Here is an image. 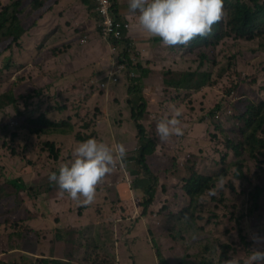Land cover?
<instances>
[{
	"label": "rangeland",
	"instance_id": "obj_1",
	"mask_svg": "<svg viewBox=\"0 0 264 264\" xmlns=\"http://www.w3.org/2000/svg\"><path fill=\"white\" fill-rule=\"evenodd\" d=\"M22 1L25 13H37L34 0ZM41 1L49 4V11L58 2ZM112 1L114 8L117 1L124 12H131L128 0ZM75 2L69 7L74 11L71 26L80 16V1ZM5 4L6 0H0V11ZM44 14L37 13V19ZM60 15L70 17L67 11ZM33 34L24 33L17 47L0 55V93L22 76L24 83L14 91L32 94L41 88L40 94L26 99V109L36 110L34 114L43 111L65 131L28 135L21 129L18 139L0 137V264H44L41 258L47 262L59 258L64 264H228L235 258L245 264L252 249L264 250V149L257 157L245 149H233L243 140L240 115H248L249 104L264 101V51L259 37L239 39L225 25L222 34L228 37L208 50L210 61L203 66L194 54L179 51L178 45L169 49L149 36L142 41L147 44L143 48L134 37L129 42L133 44L131 77L124 73L118 82L101 88L89 84V77L94 76L89 64L71 68L77 59L91 61L85 51L92 45V32L83 46L79 45L81 33L71 39L53 37L41 25ZM68 45L67 56L64 51L61 55L69 58L67 74L77 70L71 76L63 75L61 66L53 64L56 53ZM45 58L48 66L42 63ZM143 67L147 75L142 73ZM186 71L209 74L213 83L194 89L175 87L172 79ZM50 72L61 83L52 86ZM155 76L156 84H152ZM141 95L146 105L138 116L136 102ZM172 106L181 109L183 135L161 140L156 125ZM2 108L0 119L12 112V105ZM140 127L155 141L153 156L162 169H157L155 202L145 216L139 214L136 196L150 189L149 175L142 174L136 163L138 142L135 147L127 146ZM87 134L110 146L121 143L130 149L126 164L107 173L96 186L93 201L84 205L54 181L50 183L48 176L69 162L73 147ZM47 142L54 153L49 152ZM222 166L227 169L225 174ZM196 171L219 178L212 191L215 194L205 193L192 207L184 184ZM256 192L259 194L253 198ZM129 195L136 203L132 211L120 216L117 198ZM91 228L93 244H87L85 229ZM28 229L37 232L35 237L28 234L35 241L25 240L23 233ZM55 229L63 237L57 255Z\"/></svg>",
	"mask_w": 264,
	"mask_h": 264
},
{
	"label": "trees",
	"instance_id": "obj_2",
	"mask_svg": "<svg viewBox=\"0 0 264 264\" xmlns=\"http://www.w3.org/2000/svg\"><path fill=\"white\" fill-rule=\"evenodd\" d=\"M22 2V0H6V4L0 11V55L8 51L13 45H16L17 47L20 37L24 33H28L36 25L37 13L39 15H42L49 11V4L44 5L41 0H34L33 6L37 13L34 11L25 13L24 9L22 8ZM11 7L13 8V10L11 14H8L7 12ZM18 14H21V17H18ZM225 25H228L230 28V33L234 34L239 39L247 38L254 40L256 39V37H259L262 40L261 48L264 51L263 0H223V17L220 21L216 22L213 25L212 31L205 36L196 37L187 45H178V50L186 51L188 54H194L200 59L199 65L203 66L205 63L210 61V57L207 54L208 50L217 48L221 40L228 37V34H222ZM121 37L122 43H120V45L124 46L127 43L131 42L130 40L132 38L134 39V37H137V35L132 33V29L131 31L123 29L121 32ZM97 38L99 41H101L99 37ZM154 39L157 41L159 40V43H161L159 37L154 36ZM102 43L106 47L108 57V53L110 51L109 46L105 41H102ZM132 47L133 44H130L126 48L119 49L117 52V56L120 61H128L129 73L132 66L129 54ZM167 48L171 49V47L169 46H167ZM87 50L88 49H86V51ZM47 59L48 58H46V60ZM101 62L102 66L106 67V72L111 70L109 59L108 61L106 59H101ZM42 63H44V61H42ZM91 63L93 62L88 61L84 58H80L75 61V66L71 63V68H76V66L80 67L85 64L91 65ZM46 65L48 66V61H46ZM5 66L8 67L9 65L5 64ZM66 68L68 67L66 66ZM141 71L144 75H147L146 73L148 72V70L146 67L141 68ZM63 72L68 73L69 71L63 70ZM235 74H238L239 77H241L240 72L236 71ZM172 80L173 81L171 83L175 87L181 89H194L213 83L209 74L204 73L203 75H200L198 71L183 72L179 78ZM156 81L157 76H155V80L152 82V84H156ZM23 83L24 82L22 76H18L12 82V86L10 89L0 93V109L5 105H12V112L0 119V137L8 136L11 140L18 139V133L21 129H25L28 132V135H41L49 132L65 131L64 128L61 129L58 126L57 122L49 120L45 116V113L43 111L34 114L36 110L26 109V106H28L26 99H28L30 95L34 96V94H40L41 88H38V90H35L32 94L28 92H26L28 94H25L22 91H14L19 90L18 88ZM50 83L52 86H56L53 85L52 82ZM141 86V84L137 85L138 88H141ZM134 87L135 85L131 87V92L134 91ZM15 95L18 96L16 97ZM139 99L140 102H136V114H138V116H140L144 112V107L146 105V100L142 95L139 97ZM3 109L4 108H2L1 110ZM245 111L248 112V115L246 116L245 114H241L239 117L244 123L242 127L243 140L240 143L234 144L233 149L236 152H240L242 149H245V151L248 152L251 156L257 157V154L259 152H262V150L264 149V101H260L258 105L249 104L246 107ZM136 114L132 115L135 116ZM142 127H140L139 131L136 133V138L132 142V144L127 146H133L136 142H138L139 145L137 146V154L135 157L136 163L140 166V172L142 174L149 175L150 189H148L145 194L136 196V201H138L140 204L139 214L141 216H145L148 213L149 206H151L155 202V187L157 186V182L159 180L157 169L159 171L162 169L158 167V158H155L153 156V154L156 153L155 141L145 134ZM89 137H91L90 134H87L83 135L82 138H80L82 141ZM48 146L51 150L49 152L54 153L52 144L48 143ZM125 149L129 153L130 148L126 147ZM119 164L120 163L118 161L116 164V167H118V169H120ZM118 169H115L113 167L112 170L117 171ZM221 170L223 174L227 172V169L223 166ZM190 174L191 175L188 177L187 181L184 184V190L190 198L191 206L195 207L201 196H203L207 192H212L215 189V180L219 178V175L210 173L205 174L197 171L193 173L191 172ZM258 190H260V188ZM258 194L259 193L257 192L254 193L253 198H256ZM136 201L131 197V195L125 198L118 197L117 205L118 207H120L118 208V215L121 216L123 215V213L126 214L128 209L132 211V205L136 203ZM127 202H130L132 204L130 206H126ZM85 232L89 237L86 243L93 244V228H91L90 231L85 229ZM29 233L34 234L33 237H35V234L37 232L30 229L24 231L23 235L25 240L31 238L32 241H35L33 237H30L28 235ZM53 234V241L57 246V250L54 252V254L57 255L58 252L62 249V244L59 243V241H61L63 237L57 229L53 231ZM156 252L159 255L158 251ZM226 255L227 254H224V257H226ZM41 261L44 264H64L61 260H59V258H52L48 262L47 260H45V258H41Z\"/></svg>",
	"mask_w": 264,
	"mask_h": 264
},
{
	"label": "clouds",
	"instance_id": "obj_3",
	"mask_svg": "<svg viewBox=\"0 0 264 264\" xmlns=\"http://www.w3.org/2000/svg\"><path fill=\"white\" fill-rule=\"evenodd\" d=\"M81 1L91 8L90 13L94 22L97 19L94 5L89 0ZM128 7L130 11L137 13L141 28L149 36L159 37L161 43L166 46L187 45L196 37L207 35L212 31L213 25L223 17V0H128ZM112 8L115 17L121 20L115 13L114 5ZM123 22L129 24L127 21ZM90 31L103 41L95 25ZM81 35L80 46L87 43L86 35L89 36V33L83 32ZM108 54L111 70L103 71L100 77L95 75L89 77L90 85L97 84L101 88H106L110 83L118 82L124 73L128 78L131 77L128 61H120L117 53L112 55L109 51ZM114 60L125 62L126 70L122 73L117 72L112 65ZM112 75L116 77V81L112 80ZM180 117L181 109L172 106L170 113L157 122L156 130L161 140H167L172 135H183L184 129ZM125 148L126 146L121 143L110 146L101 140L89 137L73 147L69 162L62 164L58 171H51L48 179L50 182L54 181L72 199L88 205L93 201L96 186L102 178L112 171L118 161L121 167L126 164L128 151ZM228 264H239V261L233 258ZM245 264H264V250L252 249Z\"/></svg>",
	"mask_w": 264,
	"mask_h": 264
},
{
	"label": "crops",
	"instance_id": "obj_4",
	"mask_svg": "<svg viewBox=\"0 0 264 264\" xmlns=\"http://www.w3.org/2000/svg\"><path fill=\"white\" fill-rule=\"evenodd\" d=\"M56 1V0H55ZM71 1V2H70ZM81 1V0H80ZM70 2V4H69ZM76 2L75 0H58V2L55 4V7L51 10L46 12L42 17H39L37 19L36 25L27 33L26 36L28 37H33L34 34L33 32L35 30H38L40 26H43V29L45 32L48 33V35H52L53 37L55 36H60V37H66V38H72V36L79 35L80 33L82 34L83 32H91L90 29L94 28V22H93V16L90 13V8L88 4L80 3L78 6V13L80 14L78 22L75 23V25L71 26V19L73 18V13L69 7L74 5ZM68 6V7H67ZM63 11H67L70 15H66L63 19L62 16L60 15ZM116 15L119 16V18L123 21H127L132 29V33L137 35V40L136 42L143 48L147 47V44H143V40L149 39V34L146 33L141 26L138 23L137 20V13L131 12H124L120 6V4L116 1ZM71 26V27H70ZM93 41L91 47L85 52L91 57V63L90 68L93 70V75L100 77V74L105 71L104 66H102L101 59H106L108 61L109 54L107 57V52H106V47L102 43V41H99L96 34L93 32ZM46 36H44L42 39H45ZM72 44L77 45L76 40L71 41ZM80 45V42H79ZM83 46V45H82ZM71 50V45L66 46L64 49L59 50L56 53V57L53 59V64L54 62L57 63V66H61V71L66 70V63L69 61L68 59H62L61 52L64 51V53L67 56V51ZM84 53V54H85ZM78 56V53H76ZM82 56V55H81ZM78 58V57H77ZM46 65V58L43 60ZM52 79L51 82L53 85H58L61 83V79H59L55 73H51ZM77 74V70H73L70 74L64 73L63 75L65 76H71ZM62 77V76H61ZM74 85V84H73ZM72 85V86H73ZM115 183H120V180H117Z\"/></svg>",
	"mask_w": 264,
	"mask_h": 264
},
{
	"label": "built area",
	"instance_id": "obj_5",
	"mask_svg": "<svg viewBox=\"0 0 264 264\" xmlns=\"http://www.w3.org/2000/svg\"><path fill=\"white\" fill-rule=\"evenodd\" d=\"M94 5V11L97 14V19L94 20L96 30L99 32L103 41L107 42L112 55L116 54L119 49L126 48L129 43L122 46L121 32L123 29L131 31L130 25L124 23L115 17L113 13V1L112 0H89ZM131 60L132 57H130ZM114 69L122 73L126 70V63L114 60L112 62ZM113 81H116L114 75L111 76ZM103 85V84H101ZM118 168V167H114Z\"/></svg>",
	"mask_w": 264,
	"mask_h": 264
}]
</instances>
